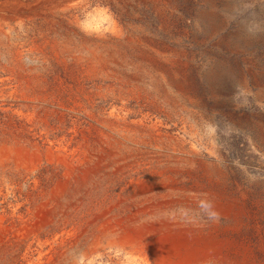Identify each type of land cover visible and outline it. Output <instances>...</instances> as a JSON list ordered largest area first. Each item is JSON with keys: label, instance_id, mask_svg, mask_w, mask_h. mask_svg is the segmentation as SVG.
Returning a JSON list of instances; mask_svg holds the SVG:
<instances>
[{"label": "rangeland", "instance_id": "1", "mask_svg": "<svg viewBox=\"0 0 264 264\" xmlns=\"http://www.w3.org/2000/svg\"><path fill=\"white\" fill-rule=\"evenodd\" d=\"M0 264H264V0H0Z\"/></svg>", "mask_w": 264, "mask_h": 264}]
</instances>
